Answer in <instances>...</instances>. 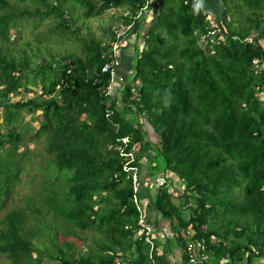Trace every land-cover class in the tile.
<instances>
[{
  "label": "trees",
  "instance_id": "1",
  "mask_svg": "<svg viewBox=\"0 0 264 264\" xmlns=\"http://www.w3.org/2000/svg\"><path fill=\"white\" fill-rule=\"evenodd\" d=\"M71 1L83 17L125 5L122 23L143 2ZM202 1L204 7L201 0H157L156 17L145 27L134 19L122 35V50L132 49L118 69L124 82L105 94L109 73L100 68L111 56L112 30L108 40L90 39L58 64L50 57L31 65L13 49L21 28L52 15L54 30L71 31L70 5L0 0V254L6 264H264V0H218L217 14L215 0ZM36 82L38 94L7 101L10 93L32 92L29 84ZM21 110H38L28 133L16 125ZM29 141L43 153L35 166ZM147 144L159 160L145 161L146 175L162 176L152 193L156 175L143 184L138 171ZM30 185L36 188L25 189ZM134 196H146L144 221L156 228L168 222L170 235L160 240L152 228L145 234ZM78 231L96 233L82 251L67 239ZM187 240L198 243L196 261L188 260Z\"/></svg>",
  "mask_w": 264,
  "mask_h": 264
},
{
  "label": "rangeland",
  "instance_id": "2",
  "mask_svg": "<svg viewBox=\"0 0 264 264\" xmlns=\"http://www.w3.org/2000/svg\"><path fill=\"white\" fill-rule=\"evenodd\" d=\"M203 7L205 6L204 1H202ZM67 4L70 5V9L66 11V16L69 18V22L72 25L71 31H64L60 32L58 30L53 29V24L57 20L54 16H49L44 18L41 22L37 23V25L33 26L30 22H27L20 30L19 38L14 46V52L17 54L25 55V57L30 61L31 65H35L40 59H49L50 57L55 58L56 63L61 62V56L65 55H77L81 52L82 44L87 43L90 39H95L99 41L108 40L110 30L118 29L121 21V17L127 13V7L125 5L109 7L105 9L100 14L83 17L81 14V8L76 6L71 0H67ZM216 7H215V6ZM212 8L216 9V14L220 12V5L218 0H215L213 4H211ZM157 9L154 6V9L148 13L146 18L143 21L142 27H145L150 21H152L156 17ZM209 14L207 15L208 19L213 22L212 12L208 11ZM50 28V29H49ZM10 37L13 35V31L10 29ZM123 41V40H122ZM121 41V43H122ZM264 43V42H263ZM142 46V41L137 42L138 49ZM125 52L124 58L120 62V66H124L127 63V57H129L132 53L131 45H126L124 51H120L119 56H123ZM129 75V74H128ZM128 80H130V75L128 76ZM29 86L32 88V92H28L21 96V93H10L8 94L7 101H14L20 97H28L32 94H38L39 92V83L36 84L30 83ZM1 99V98H0ZM38 110H34L32 112H27L25 110H21L19 112L18 120L16 121V125L19 129V133L23 130L28 132L32 131V129L36 128L37 122L35 118V113ZM143 127L146 126L150 129L145 122V119L141 118ZM5 129V125L0 127V130ZM148 129H146L148 131ZM156 137L152 135L150 140L153 142L155 141ZM152 144V143H151ZM148 145V150L146 152V156H142L141 160V167L138 171L141 173V177L143 178L142 182L145 184L148 181H151V178H154L156 173L152 174L151 178L149 179L146 175V162L150 164H157L159 157L155 152V146ZM26 146L28 149L33 150L34 154V166L37 160H41L43 157V153L41 152L40 143L29 141L27 142ZM25 146L19 145L18 150L24 148ZM149 157L151 159L149 160ZM146 161V162H145ZM144 173V175H143ZM162 179L161 175H156V179L152 181V185H150V193L153 192L154 188L153 185H156ZM172 180L174 184L171 186V189L174 193H178L180 191V186L178 185L177 177L172 174ZM25 188V187H23ZM32 188V185L25 188ZM33 188H36L34 185ZM32 188V189H33ZM15 192V191H14ZM13 192V193H14ZM0 194V198H1ZM146 200V196L139 197V203L141 206H144V202ZM186 214L187 215V211ZM49 223H53L52 219L48 220ZM47 222V221H46ZM48 223V222H47ZM155 230L156 238H162V235H170L172 232L169 229L168 222L162 221L161 227L156 228L152 227ZM78 236H68L67 239L74 244L73 246L80 251L84 250L87 245L89 246L92 243V238L96 235L95 232L91 231H78ZM185 236V233H184ZM168 258L171 260L170 254H168ZM173 260V257H172ZM224 260H221V262ZM179 262V260H178ZM7 258L0 254V264H6ZM180 263V262H179Z\"/></svg>",
  "mask_w": 264,
  "mask_h": 264
},
{
  "label": "built area",
  "instance_id": "3",
  "mask_svg": "<svg viewBox=\"0 0 264 264\" xmlns=\"http://www.w3.org/2000/svg\"><path fill=\"white\" fill-rule=\"evenodd\" d=\"M156 4H157V0H143V2L138 6V9L136 10L132 19L127 23H120L118 29L113 30L114 38L109 41L110 55H111L110 59L104 62L100 68L101 71L108 70V73H109V81L106 84V86H104L105 94H108L112 92L113 90H115L116 88H119L122 85V82H124V78L118 70L119 65H120L119 53L120 51H122V46H121L122 44L121 41L123 40L122 35L131 27L134 19L144 21L148 13L154 9V6L156 8ZM211 25L215 27L217 26L215 19H213V22H211ZM215 27L210 29L209 33H214L216 30H218V28L216 29ZM133 36L134 34H132L130 37H133ZM245 39L247 41H251V36H246ZM130 90L133 92L134 88L130 87ZM125 139H126L125 137H122L123 141H125ZM122 153L125 154L124 152ZM126 154H128L131 158L130 152H127ZM126 168H128V166H126ZM131 178L133 181V190H136L137 182H136V172L135 171L132 172ZM134 201L139 211L138 223L140 226L144 227L145 234H146L151 230V226L144 221L143 214H142V208L138 202V199H136L135 196H134ZM196 245H198V243H194L192 240H187L186 242L185 250H186V254L188 256L189 261H196L197 259L196 258V255H197ZM201 257H204V254H201Z\"/></svg>",
  "mask_w": 264,
  "mask_h": 264
},
{
  "label": "crops",
  "instance_id": "4",
  "mask_svg": "<svg viewBox=\"0 0 264 264\" xmlns=\"http://www.w3.org/2000/svg\"><path fill=\"white\" fill-rule=\"evenodd\" d=\"M124 51V50H123ZM123 53V52H122ZM125 55V52L123 53V56ZM122 56V55H121ZM150 128V127H149ZM144 129L146 130V129H148L146 126H144ZM146 132H147V135H148V137L150 138L152 135H154L153 134V132L151 131V129H148V131L146 130Z\"/></svg>",
  "mask_w": 264,
  "mask_h": 264
},
{
  "label": "clouds",
  "instance_id": "5",
  "mask_svg": "<svg viewBox=\"0 0 264 264\" xmlns=\"http://www.w3.org/2000/svg\"><path fill=\"white\" fill-rule=\"evenodd\" d=\"M124 50V49H123ZM122 50V51H123ZM138 202H139V199H138ZM140 204V203H139ZM140 206H141V204H140ZM136 207H137V205H136ZM141 208H142V214H143V207L141 206ZM138 217H139V211H138ZM143 218H144V215H143ZM139 224V223H138ZM152 228V227H151ZM188 236V235H187ZM194 242V241H193ZM196 247H197V245H196ZM196 250H197V248H196ZM198 252H196V254H197ZM200 257H201V254H200ZM204 257H205V255H204Z\"/></svg>",
  "mask_w": 264,
  "mask_h": 264
}]
</instances>
